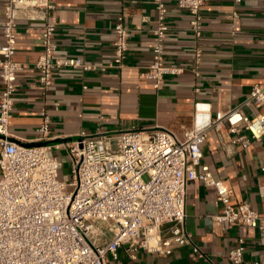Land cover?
Listing matches in <instances>:
<instances>
[{"label":"built area","instance_id":"2783aa9c","mask_svg":"<svg viewBox=\"0 0 264 264\" xmlns=\"http://www.w3.org/2000/svg\"><path fill=\"white\" fill-rule=\"evenodd\" d=\"M153 1L158 12L153 61L141 79L159 89L167 75H181L186 69L198 78L203 58L198 43L189 66L167 63L168 7L166 0ZM172 1L189 11L190 30L198 40L203 32L202 7L209 0ZM20 7L37 8L47 16L56 4L55 0H4L3 4L0 134L5 138L0 137V264H107L109 256L119 258L121 248L131 259H137L141 251L170 255L184 245L200 252L186 228L187 188L192 180L215 188L216 203L221 206L213 217L215 223L257 227L264 241V213L248 201L234 202L233 189L203 162L202 151L211 129L225 137L237 132L243 123L253 139L264 136V84L254 85L249 97L227 111L214 113L211 103L196 101L193 125L182 137L165 128H128L116 134L81 131L80 139L67 148L72 170L71 181L66 182L60 179L62 160L49 153L52 146H25L7 139L22 68L15 59L16 10ZM57 28L54 21L46 19L41 33L43 52L36 65L43 95L54 85L57 68L87 72L125 66L130 33L123 15L117 17L113 27L114 59L108 64L58 56ZM244 106L259 109L250 117L242 112ZM40 114L37 141L50 140L51 117L45 107ZM231 141L242 142L245 147L251 143L246 136ZM246 248V239L239 238L228 258L241 263Z\"/></svg>","mask_w":264,"mask_h":264},{"label":"crops","instance_id":"0c3cea01","mask_svg":"<svg viewBox=\"0 0 264 264\" xmlns=\"http://www.w3.org/2000/svg\"><path fill=\"white\" fill-rule=\"evenodd\" d=\"M3 4L0 0V47L4 41ZM55 4L47 16L33 7L16 10L15 59L22 68L16 81L9 137L18 142L37 141L42 107L51 117L50 140L75 139L81 131L116 134L128 128H165L182 137L193 125L196 101L211 103L214 113L227 111L249 97L254 85L264 84V0H209L202 7L203 32L198 40L190 30L189 11L166 0L170 28L165 40L167 63L189 66L196 43L203 58L198 78L186 69L181 75H167L159 89L141 79L153 61L158 15L153 0H55ZM119 15L130 33L125 66L87 72L57 68L54 85L43 95L36 62L43 52L41 33L46 19L58 26V56L108 64L114 59L113 27ZM3 88L0 78V98ZM256 109L259 107L244 106L242 112L253 117ZM243 136L251 139L248 147L231 141ZM71 142L56 144L58 148L50 145L49 153L63 160ZM202 151L203 162L233 189V201H248L264 213V136L253 139L243 123L237 132L225 137L211 129ZM220 208L215 188L192 180L187 188L186 228L200 252L184 245L170 255L141 251L137 259H131L121 248L119 258L109 256L107 264H235L228 253L241 237L246 239L247 248L239 264H264L261 230L215 223L213 217Z\"/></svg>","mask_w":264,"mask_h":264},{"label":"water","instance_id":"95a60500","mask_svg":"<svg viewBox=\"0 0 264 264\" xmlns=\"http://www.w3.org/2000/svg\"><path fill=\"white\" fill-rule=\"evenodd\" d=\"M0 137L5 138L4 135L0 134ZM8 140L10 141H14L17 142L19 144L25 145V146H49V145H56L59 143H67V142H71L74 138H58V139H54V140H46V141H36V142H31V143H22V142H18L17 140L11 138V137H7ZM80 139L79 137H76L74 140Z\"/></svg>","mask_w":264,"mask_h":264},{"label":"rangeland","instance_id":"374dc122","mask_svg":"<svg viewBox=\"0 0 264 264\" xmlns=\"http://www.w3.org/2000/svg\"><path fill=\"white\" fill-rule=\"evenodd\" d=\"M63 160V167L61 170V177L60 179L66 182H70L71 181V161H70V157L69 156H64L62 158ZM147 179V177H146ZM110 236V235H108Z\"/></svg>","mask_w":264,"mask_h":264}]
</instances>
